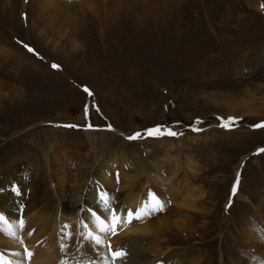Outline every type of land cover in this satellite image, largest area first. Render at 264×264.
<instances>
[{"label":"rangeland","instance_id":"1","mask_svg":"<svg viewBox=\"0 0 264 264\" xmlns=\"http://www.w3.org/2000/svg\"><path fill=\"white\" fill-rule=\"evenodd\" d=\"M156 127L162 135H147ZM262 149L264 0H0L5 264H36L27 253L39 251L50 264H87L91 256L97 264H264ZM122 151L132 188L147 178L141 167L155 163L162 182H176L178 200L184 192L194 198L175 205L151 181L161 203L150 220L163 218L161 233L129 231V242L109 246L104 231L86 222V209L72 218L61 203L96 187L113 196L107 213H119L125 175L119 169L101 188L95 170L113 155L118 162ZM186 158L195 175L178 168L170 179ZM33 196L32 208L23 198ZM115 250L123 256L114 260Z\"/></svg>","mask_w":264,"mask_h":264},{"label":"bare ground","instance_id":"2","mask_svg":"<svg viewBox=\"0 0 264 264\" xmlns=\"http://www.w3.org/2000/svg\"><path fill=\"white\" fill-rule=\"evenodd\" d=\"M84 133L86 135V141L90 147V150L96 151L97 146L95 144L93 137L91 136L92 133L90 131H84ZM118 155H119V161L118 162H117L116 158L114 157L115 155H113L108 160H106V161L104 160L98 165L97 170H95V173H97V179H98L95 186H98L101 188H108V187L110 188L113 184L111 179L114 178V175L115 174L117 175V173L119 172V169H120V172H123V174H121V175H123V176L125 175L124 179H127V181L125 182L126 186L121 185V188H124L125 190L123 192L121 191V193H119V196L124 197L123 202L121 203V206L123 208L119 211V213L116 212V215H112V214L107 213V211H109V210H108V206H107V210L105 208V200H107V202L109 203V202H111L110 199H112L113 196L110 195L111 193L109 191H107V194H109L107 196V198L102 197L103 195L100 194V188L98 189L96 187H94V190L92 188H89L88 192L84 193V194H86V196L83 197V200H81V196H83V195H78V197L75 198L74 200H71V201L70 200H67V201L64 200L61 203V208L63 207V209H62L63 212L66 211L65 213L70 215L72 218L74 217L75 212L86 209V211H84V212H86L84 214V216L87 217L86 222L87 223L90 222L89 223L90 227L92 229H95L96 232L98 230L100 233V228L96 227V226H99V222L97 220V217L99 218V220L104 221L107 224L108 231H104V232L102 231L103 232V238H104V236H106V238H109V240L106 239L108 241L107 243H109V246H112V244H114V242L120 243V244L121 243L126 244V242H129L131 240V238H133V237H130L129 231H134V232H138V233H145V235H150V236L158 235L161 233L160 230H161L162 226L165 224V221H163V218L161 216H159V218H161V220H159V218H157L156 221L150 220V213L153 212V209L156 208L158 206V204L161 203V202H157L153 198L154 193H153V188L151 187L152 185L154 188H158L160 191H163V190L169 191V193L168 194L166 193V194H167V196L170 197V201L172 203H174L175 205L190 206L189 203L192 204L193 198H194V196H193L194 194L192 192L185 194L184 191H181V195L184 192V196L178 200V196L173 195V189L176 190V182H174V183L168 182L167 184H165V180H164V182H162L164 177H162L160 175L158 168L155 167V165H156L155 163H153V164L150 163L149 169H147L146 166L141 167V169L139 170L140 174H144V173L147 174V178L144 182H142L143 186H141L139 189L132 188V186H134L136 181L132 180V184H130L128 181H129V178L132 177V175L130 174V176H128V174H125L127 172V170L130 168L128 166V160L130 161V156L127 154V151H122ZM126 158H127V161H126ZM104 164L106 167L105 170L108 169L107 172L101 171V170H104L103 169ZM120 164H122V165H120ZM118 166H122V168H118ZM125 168H126V170H124ZM178 168H183L185 170V172H187L186 174H188V176H190V177L194 176L196 171H197L196 163L193 162L192 160H189L188 158H186L183 163H175L172 171H176ZM135 169H136V171H135ZM135 169H134V172L137 173V167ZM177 176H178V172L176 171L175 174L172 175L170 179H173L174 177L176 178ZM186 180H187V178H186ZM186 180H183L184 184H186L185 183ZM151 181H155V183L150 185ZM82 182H84V181H82ZM127 182L129 183V185H127ZM179 184H180V181L178 180L177 185H179ZM189 191L190 190H188L187 192H189ZM176 197H177V200H175ZM31 198H32V200L30 199L28 201L27 198L24 197L23 201L27 204H30V206L32 207L35 203H37L39 201V198H36L35 196H33ZM63 202H66V203H63ZM115 202H116V200H115ZM108 203H107V205H108ZM0 205H1V202H0ZM30 206H29V208H31ZM16 208H20V207L17 205ZM3 209L4 208H2V211H3ZM129 210H131L133 213L132 218H129V216H128ZM137 210L141 211L140 219L143 218V220L136 219L135 213L137 212ZM9 215L11 218L16 219L18 217L19 213H18V215H16L15 212H13L12 210H9ZM157 223H158V226L155 225ZM159 223H161L162 226H160ZM166 223H167V221H166ZM114 225H118L117 227H119V228H117L118 231L117 232L114 231L115 233L113 232L114 233L113 234L110 232V230L112 229V227ZM102 227H104V225ZM128 235L130 238H128ZM94 236H96V235H94ZM123 237H127L128 239L126 241H121V239H123ZM105 243H106V241H105ZM115 245H116L115 246L116 249L119 250L117 248V244H115ZM41 252L42 251H39L38 255H37V253L32 255V252H31V256L29 257V259H32L36 264L37 263L38 264H50L47 260L46 261L43 260ZM85 252H88L87 247L85 249ZM96 252H97V250H96ZM91 254H92V251H91ZM108 255H110V254H108ZM19 256H21V255H19ZM36 257H38V258H36ZM125 257H127V258L129 257L128 259H130V256H128V254H126ZM9 258H11V257H9ZM14 258H15V260H18V262H19L20 258L18 256H14ZM140 258L143 262L148 261V256L146 254H143V255L141 254ZM104 260H107L106 257ZM2 261H3V259H0V264H5ZM64 261H65V259H64ZM70 261H72V260H70ZM98 261H100V259L98 257L91 256L89 258L87 264H97ZM77 263L78 262H74L73 264H77ZM13 264H16V263H13ZM65 264H71V263L69 261H67V262H65Z\"/></svg>","mask_w":264,"mask_h":264},{"label":"snow or ice","instance_id":"3","mask_svg":"<svg viewBox=\"0 0 264 264\" xmlns=\"http://www.w3.org/2000/svg\"><path fill=\"white\" fill-rule=\"evenodd\" d=\"M29 51H32V49L29 48ZM53 67L55 68L57 66L56 65H53ZM85 91H87V89H85ZM179 134L180 133H176V132L171 131V130H169L167 132V135H169V136H176V135H179ZM147 135H149V136H157L158 137V136L162 135L161 128L160 127H156V128H153V129H148L147 130ZM140 136H141V133H136L134 136L128 137V139L132 140V139H136L137 137H140ZM261 151H264V149H262ZM235 191H236V189L234 187L233 188V193H235ZM107 203H108L107 200H105V208H106V210H107ZM128 216H129V218H132L133 217V213H132L131 210H129ZM135 216H136L137 219H139L140 216H141V211L140 210H137V212L135 213ZM97 220H98L99 224H101V225L104 224V221L99 220L98 217H97ZM4 221H5V217L2 214H0V222H4ZM20 225L21 226L23 225V221H20ZM100 230L101 231H108V229L107 228H104V227H101ZM8 234L9 235H12V236H15V233H13L11 231H9ZM88 237H89L90 240L94 241V244L95 245H100V243H101L100 238L94 236L92 232H89L88 233ZM27 255L30 257L31 256V253L28 252ZM122 256H123V253L120 252V251H114V252H112V259H114V260L115 259H119ZM8 264H12V262L9 261ZM20 264H22V262H20Z\"/></svg>","mask_w":264,"mask_h":264}]
</instances>
